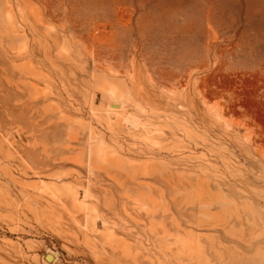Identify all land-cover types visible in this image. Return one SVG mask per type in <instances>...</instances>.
<instances>
[{
  "label": "rangeland",
  "instance_id": "obj_1",
  "mask_svg": "<svg viewBox=\"0 0 264 264\" xmlns=\"http://www.w3.org/2000/svg\"><path fill=\"white\" fill-rule=\"evenodd\" d=\"M0 264H264V0H0Z\"/></svg>",
  "mask_w": 264,
  "mask_h": 264
},
{
  "label": "water",
  "instance_id": "obj_2",
  "mask_svg": "<svg viewBox=\"0 0 264 264\" xmlns=\"http://www.w3.org/2000/svg\"><path fill=\"white\" fill-rule=\"evenodd\" d=\"M48 256H50V255H49V254H46V255H45V258L48 259V258H49Z\"/></svg>",
  "mask_w": 264,
  "mask_h": 264
},
{
  "label": "bare ground",
  "instance_id": "obj_3",
  "mask_svg": "<svg viewBox=\"0 0 264 264\" xmlns=\"http://www.w3.org/2000/svg\"><path fill=\"white\" fill-rule=\"evenodd\" d=\"M191 248V247H190Z\"/></svg>",
  "mask_w": 264,
  "mask_h": 264
}]
</instances>
